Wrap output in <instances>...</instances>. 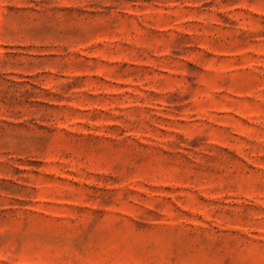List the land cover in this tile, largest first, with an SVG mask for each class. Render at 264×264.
Listing matches in <instances>:
<instances>
[{"label":"rangeland","instance_id":"374dc122","mask_svg":"<svg viewBox=\"0 0 264 264\" xmlns=\"http://www.w3.org/2000/svg\"><path fill=\"white\" fill-rule=\"evenodd\" d=\"M0 264H264V0H0Z\"/></svg>","mask_w":264,"mask_h":264}]
</instances>
